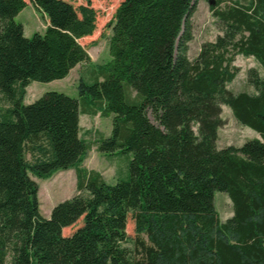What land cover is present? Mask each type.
Masks as SVG:
<instances>
[{
  "label": "trees",
  "instance_id": "obj_1",
  "mask_svg": "<svg viewBox=\"0 0 264 264\" xmlns=\"http://www.w3.org/2000/svg\"><path fill=\"white\" fill-rule=\"evenodd\" d=\"M196 1L123 0L110 24V59L80 81L81 103L48 92L23 105L31 82L62 80L88 61L79 40L94 32L96 12L65 0H0V264H264V79L249 69L254 93L227 87L237 55L264 69V0H207L222 34L190 61ZM27 2L47 19L31 38L15 21ZM82 104L112 117L97 149L130 153L128 180L107 185L81 166ZM222 106L261 140L218 150ZM69 169L76 194L43 218L30 174ZM216 191L232 204L225 221Z\"/></svg>",
  "mask_w": 264,
  "mask_h": 264
},
{
  "label": "rangeland",
  "instance_id": "obj_2",
  "mask_svg": "<svg viewBox=\"0 0 264 264\" xmlns=\"http://www.w3.org/2000/svg\"><path fill=\"white\" fill-rule=\"evenodd\" d=\"M73 7L89 6L96 12V28L87 37L79 40V44L85 49L88 61L75 66L62 80L47 83L31 82L25 89L23 105H30L48 92L62 93L70 98L77 99L79 96V84L81 80L91 81V72L95 66L103 65L109 61L108 39L111 35V22L114 12L123 0H65ZM246 4L248 0H237ZM227 3H221L219 8H224ZM15 21L23 26L25 38H31L35 33H42L47 27V19L40 14L33 5L27 2V6L17 15ZM191 41L187 44V57L194 60L199 53L200 47L213 42L221 35V25L214 17L210 4L207 0H197L190 17ZM233 66L237 68V75L228 84V89L233 93H254L253 87L247 83V72L256 69L264 79V69L251 57L237 55ZM5 107V103H0ZM81 110L86 112L79 117V137L87 144V152L81 162V166L90 171L100 173L107 185H115L118 181H126L129 178V167L132 156L130 153H115L105 155L98 151L97 141L100 138H108L112 128V117H102L96 112L91 115L92 108L88 104H82ZM222 124L218 129L216 147L218 150L227 146L240 147L245 142L253 139L261 140L258 133L247 127L241 126L233 117L230 109L221 107ZM30 160V156H26ZM30 178L37 184V200L40 215L47 219L50 212L57 204L72 198L76 194L75 170L58 171L47 178L40 179L30 174ZM214 206L220 221L232 217V204L227 194L216 191L214 193ZM79 219L73 226L63 229L64 236H69L77 228L82 226ZM128 238L133 239L134 224L131 216H128L126 228Z\"/></svg>",
  "mask_w": 264,
  "mask_h": 264
}]
</instances>
